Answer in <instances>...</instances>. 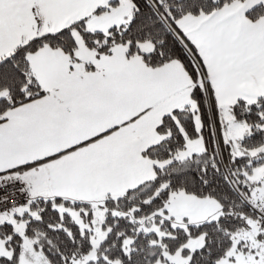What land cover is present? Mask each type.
I'll list each match as a JSON object with an SVG mask.
<instances>
[{
    "label": "snow or ice",
    "instance_id": "1",
    "mask_svg": "<svg viewBox=\"0 0 264 264\" xmlns=\"http://www.w3.org/2000/svg\"><path fill=\"white\" fill-rule=\"evenodd\" d=\"M0 264H264V0H0Z\"/></svg>",
    "mask_w": 264,
    "mask_h": 264
}]
</instances>
